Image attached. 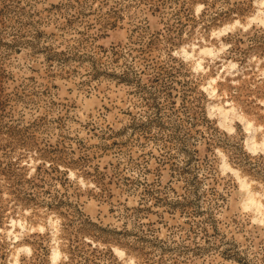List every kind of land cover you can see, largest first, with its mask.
<instances>
[{
    "label": "rangeland",
    "instance_id": "obj_1",
    "mask_svg": "<svg viewBox=\"0 0 264 264\" xmlns=\"http://www.w3.org/2000/svg\"><path fill=\"white\" fill-rule=\"evenodd\" d=\"M0 264H264V0H0Z\"/></svg>",
    "mask_w": 264,
    "mask_h": 264
},
{
    "label": "bare ground",
    "instance_id": "obj_2",
    "mask_svg": "<svg viewBox=\"0 0 264 264\" xmlns=\"http://www.w3.org/2000/svg\"><path fill=\"white\" fill-rule=\"evenodd\" d=\"M261 4H262V3H261ZM260 17H261V16H260ZM218 111L221 113L223 110H222L221 108H219ZM226 117H227V113H226V112H223L221 118L224 120V119H226ZM248 144H249L248 146H249L250 149H253V148H254V143H253V141H250ZM256 207H257V206H256ZM11 225H13V223H12ZM53 253H54V254H53L54 258H56V257L58 256V253H57V252H53ZM54 260H55V259H54Z\"/></svg>",
    "mask_w": 264,
    "mask_h": 264
}]
</instances>
